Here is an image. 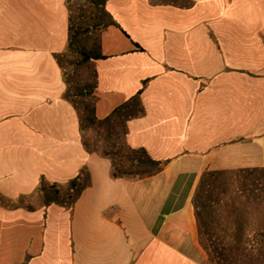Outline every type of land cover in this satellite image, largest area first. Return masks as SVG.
<instances>
[{"label": "crops", "instance_id": "0c3cea01", "mask_svg": "<svg viewBox=\"0 0 264 264\" xmlns=\"http://www.w3.org/2000/svg\"><path fill=\"white\" fill-rule=\"evenodd\" d=\"M105 7L94 117L137 100L126 143L164 168L114 178L111 159L84 145L58 60L68 0H0V264H204L192 203L201 175L264 169V0ZM84 170L74 204L59 203Z\"/></svg>", "mask_w": 264, "mask_h": 264}, {"label": "rangeland", "instance_id": "374dc122", "mask_svg": "<svg viewBox=\"0 0 264 264\" xmlns=\"http://www.w3.org/2000/svg\"><path fill=\"white\" fill-rule=\"evenodd\" d=\"M104 3V0H90L89 3L83 0H68L71 18L74 22V32H77V34L73 38V46L61 55L59 62L68 85L66 96L74 103L83 117L82 136L86 148L106 157H113L115 154H118V156L123 155L125 158L121 159H118L117 156L116 163L124 162L130 165L126 158L130 156L125 153L128 148L125 140V118L130 112L139 110L138 105L134 104L131 111L123 112L107 122H95L93 114L96 99L95 60L84 61V54L91 57L99 55L101 34L106 29V24L111 23V18L105 10ZM257 175L261 176L264 173L259 172ZM126 178L132 179L129 176ZM230 178L231 176H227L220 183V190L224 187L225 191L223 198L245 202V199L249 197L248 193L244 195L235 194ZM258 182L253 184L250 190H257L256 188L263 190L264 180L261 179ZM260 184L263 186L261 187ZM48 188V186H45V189L40 188V191L45 190L43 195L46 200L56 199L54 196L49 195L51 192L46 194L47 191H50ZM65 191L66 193H75L69 191L68 188ZM256 192L259 193V191ZM59 198L66 200V196ZM203 203L204 201H200V204ZM193 206L196 217L197 209L194 204ZM229 210V208L220 207L214 215L218 222H214L210 218L213 215L211 210H206L201 206L199 211L203 217L202 243L208 249L236 251L240 260L236 264H264V244H260L259 239L253 234V224H256L254 223L256 219L250 213L241 212L237 216L238 224L234 227L231 224ZM261 219L263 220V218ZM197 229L199 235L198 225ZM204 256V264H220L219 261L210 256L206 249H204Z\"/></svg>", "mask_w": 264, "mask_h": 264}, {"label": "trees", "instance_id": "16d2710c", "mask_svg": "<svg viewBox=\"0 0 264 264\" xmlns=\"http://www.w3.org/2000/svg\"><path fill=\"white\" fill-rule=\"evenodd\" d=\"M83 1L86 3L90 2V0H83ZM104 2L105 3L103 5H106V0H104ZM108 15L110 16L109 13ZM69 19H70L69 43L66 51H68L71 48V46H73L74 44L73 38L77 34V32H74V22L73 19L71 18V14ZM111 23H112V18H111ZM111 23L106 24L105 27L107 28ZM60 57L61 56L58 57V60L60 59ZM100 58H102L100 53L95 57L87 56L86 54H84V61H88L91 59L97 60ZM134 104L138 105V101L135 99L132 100L131 106L126 105L124 107L128 108L127 111H131V108L133 107ZM93 114H94V108H93ZM80 117H81V122H83V117L82 116ZM95 122H105V121H98L95 119ZM82 130H83V123H82ZM125 153L130 156V157H126L128 159L127 162L128 163L130 162V165L124 162H119V164H117L116 159L118 154L113 155V157L107 156L112 161V177L114 178H126L129 176L133 180H141L158 174L164 168L163 162L154 160L143 148L134 149L128 146ZM118 157H119L118 159L125 158V156L123 155H120ZM259 172L264 173V169L237 170V171H209L203 173L200 177V180L198 182V185L196 187L192 199V202L197 209L196 220L199 228L200 243L203 246V248L208 251L210 256L214 260L219 261L220 264H236V262L240 261L239 256L234 250H220V249L213 250L205 247V245L202 243L203 240L201 233V230L203 229V223H202L203 217L199 209L201 208V206L206 210L210 209L211 213H213V215H211L210 218L214 222L216 221L218 222V219L214 217L216 211L219 210L220 207L229 208L231 224L234 227L238 224V219H237L238 214H240L241 212L252 214V216L256 219V222H254L256 224L255 225L253 224V229H254L253 234L256 238L259 239L260 244H264V189L261 190L256 188L257 190H250L253 184H255L256 182L259 183L258 181L261 179L264 180V175L261 176L257 175V173ZM227 176H231L230 179L235 194L244 195L245 193H248L249 197L245 199V202H236L232 200V198L229 199L223 198V195H225V191H224V187L222 188V190H220V183H222L224 178ZM88 179H89L88 172H86L85 170L82 171L81 175L75 180L70 181L69 185L67 186L69 191H74L75 193L74 194L67 193L66 194L67 201H58V202L66 206H72L76 201V199L79 197V195L82 193V191L85 189V187L88 185L89 183ZM260 186L262 187L263 185L260 184ZM57 187L58 186L56 185H52V188H54L57 191L56 193H58V191L60 190ZM41 188L45 189L43 184ZM256 191H259V193H257ZM243 198L244 196L242 197V199ZM200 201L202 202L204 201V203L200 204ZM207 204L209 205L207 206ZM261 218H263V220Z\"/></svg>", "mask_w": 264, "mask_h": 264}]
</instances>
